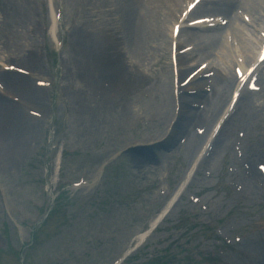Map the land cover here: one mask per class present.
<instances>
[{
	"label": "rangeland",
	"instance_id": "rangeland-1",
	"mask_svg": "<svg viewBox=\"0 0 264 264\" xmlns=\"http://www.w3.org/2000/svg\"><path fill=\"white\" fill-rule=\"evenodd\" d=\"M9 1L28 11L23 26L14 28L19 36L9 34L14 45L24 44V51L10 52L21 56L31 48L37 60L13 57L6 61L8 50L0 44V80L12 93L7 96L27 101H5L18 116L11 119L8 130L13 135L6 147L0 136V248H6L0 251V264H112L160 213L194 160L196 169L179 201L136 256L124 264L162 262L160 256H165L167 264H198L196 259L215 250L219 260L210 264H264V177L256 168L264 160V106L253 109L254 105L243 102L238 113L229 116L211 137L222 110H209L204 98H193V104L200 106L182 112L186 124L175 126L168 148L119 155L105 166L96 184L72 189L73 182L83 175L89 179L122 148L162 138L175 121L169 47L164 51L160 47L151 68L146 61L134 66L126 53L121 54L124 67H133L128 74H119L118 67L115 79L109 80L125 94L112 100L102 95L99 86L102 79H111V73L99 75L104 64L87 56L91 52L85 51L83 42L90 32L85 19L100 24L114 7L109 6L113 0H30L31 7H27L28 0ZM51 4L53 12L61 14L56 27ZM165 8H161L163 21L158 30L154 27L156 43L163 37L169 40L173 18ZM4 14L0 8V23L11 24ZM247 28L245 37L252 43L250 33H257ZM51 29L62 42L60 50L50 37ZM3 62L31 73L11 75L29 82L28 89L14 90L6 83ZM106 68L111 70L109 65ZM138 69L148 76L144 82L133 77ZM38 76L48 78L52 85L37 86ZM28 96L35 97L37 104L28 101ZM255 100L259 106L262 98L255 96ZM60 145L73 153L63 162V176L55 189L46 192L47 175L53 173ZM3 152L11 154V159ZM60 189L63 194L55 211L42 222L50 194ZM33 234L35 242L24 245ZM226 242L233 249H226ZM220 244L225 245L219 249Z\"/></svg>",
	"mask_w": 264,
	"mask_h": 264
},
{
	"label": "bare ground",
	"instance_id": "bare-ground-1",
	"mask_svg": "<svg viewBox=\"0 0 264 264\" xmlns=\"http://www.w3.org/2000/svg\"><path fill=\"white\" fill-rule=\"evenodd\" d=\"M170 1L171 0H167L165 2H163V0H113L109 6L114 7H110L109 12L106 13V15L102 18L100 24L96 25L91 23V20L85 19L88 28L90 27V32L87 33L86 40L83 42V44H87L84 47L85 51L91 52L90 54H87V56L93 55L97 57V59H99L102 64H104V66L109 65L113 69H118L119 65L121 68L119 74L125 72L128 74V68L131 66H127L126 68L124 67L125 64L122 61L121 54L125 55V53L127 54L128 51H131L129 55L134 56L135 61L140 63H145L146 61L147 67L151 68L152 60L158 53L160 47L162 48L161 51H164L166 49V44H168L165 37H163L160 42L156 43L153 40L155 38L153 31L155 26L158 30V24H161V21H163L161 16V8L166 5V8L169 10L168 17H170L172 15V10L170 9L172 2L174 4L179 0H172L171 3ZM29 2L30 0L27 2V7H31L29 6ZM204 3L210 5V7H205L206 10L213 12V14L215 13L216 16H226L230 11L240 9L243 11L241 17H243L244 14L249 13L255 26L262 28L264 27V0H211ZM238 4L239 6L236 7ZM202 6L203 5H201L198 9H200ZM0 8L7 12V14H4L5 16L11 18V24L9 25L0 23V44L3 48L5 47L9 53V55L6 57V61L7 59L11 60L13 57H21V59H23L25 62L32 60H35L36 62L37 59L35 58L34 52L31 48L25 50L24 54L21 56H14L13 51H24L22 50L24 44L14 45L12 43L13 37H9V34L12 32L14 37L19 36V34L17 35L15 32L16 30H14V28L23 26L22 22L28 15L26 13L27 9L15 2L11 3L9 0H0ZM204 9L202 8L198 13H204ZM32 14L34 15V12ZM183 16V13L182 15L180 14L178 19H182ZM174 18H177V13H175ZM177 23H179V21ZM199 27L204 28V26ZM246 28L247 26L245 23H243L241 18H238L237 16L234 19H231L228 27L226 28H222L218 25L212 29L204 30L205 32L203 31L202 33L188 30L186 27H183L181 30L180 36H182V40H184L183 43L189 42L191 44H196L197 48L191 52H188L186 55L179 56V65L184 64L189 58L192 60L197 58L199 59L201 56L209 58L212 56L214 49L219 51L218 57L215 59V61L211 62L212 64L209 65L210 68L216 63L213 75L214 78L212 75L209 77L213 78V86H211L212 88L209 94L203 95L204 102L206 103V107L209 110H215L213 108L215 103H225L226 100L224 101L221 98L222 94H228L230 90L233 89L234 82L237 81V77L233 75L231 72L232 70L230 69L233 66L234 61H232V57L234 55L231 45H229L227 42L228 33L232 34V37L235 40L239 39L243 47V52L246 58L249 59L247 61L251 62L254 60V55L252 54L255 53V48L253 47L251 41L246 39L248 36L247 32H249L248 28ZM222 32H224L225 35H222ZM250 34L256 38L254 33ZM10 50L13 51L10 52ZM115 55L118 57H114ZM4 63L8 64L6 62ZM240 65L246 66L244 62H240ZM209 68L204 72H198L197 78H199L200 75L210 71L211 69ZM186 70L187 69H181L180 73L183 74ZM133 73L135 74L134 77H136L139 81L144 82L148 77L144 71L139 70ZM119 74H117L116 77H119ZM2 75L5 76L6 83L14 90L24 91L29 87V82L26 80L23 81L22 79H16L15 77L11 76L12 74H5L3 72ZM185 90H191V85H189ZM28 98L29 96L26 99L31 103L37 104L35 97L30 96V100ZM22 99L23 101H26L24 98ZM246 100L247 99H245V101ZM5 101H7L6 98L0 95V136L3 140V146L6 147L7 142L10 139L9 135H13L12 129L8 130L10 128V122H12L11 119H13L15 114V116H18V114L14 112L12 105H7ZM181 102H183L182 99ZM249 102V104H253L251 99ZM184 111L185 110L182 109L179 114L177 121V124L179 123L178 129L182 128V124H184V126L186 124L184 122L185 119L181 117L182 112ZM187 121L190 123V120ZM170 143L171 142L167 143L166 141L162 145L168 147ZM136 159L141 160V157Z\"/></svg>",
	"mask_w": 264,
	"mask_h": 264
}]
</instances>
